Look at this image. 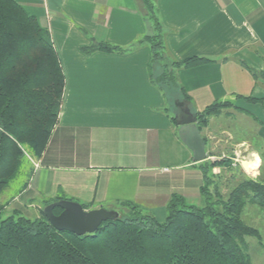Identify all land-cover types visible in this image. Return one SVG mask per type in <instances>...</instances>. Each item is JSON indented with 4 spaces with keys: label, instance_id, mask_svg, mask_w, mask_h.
Masks as SVG:
<instances>
[{
    "label": "crops",
    "instance_id": "1",
    "mask_svg": "<svg viewBox=\"0 0 264 264\" xmlns=\"http://www.w3.org/2000/svg\"><path fill=\"white\" fill-rule=\"evenodd\" d=\"M16 1L48 30L64 87L47 145L3 203L5 214L38 216L41 201L58 197L87 209L134 201L160 219L173 193L201 205L199 162L170 118L183 104L195 112L227 102L200 130L206 160L235 161L239 148L264 181V0H155L168 57L213 60L176 70L189 101L173 109L148 77L151 52L140 40L153 27L139 0ZM93 42L125 50L81 51Z\"/></svg>",
    "mask_w": 264,
    "mask_h": 264
},
{
    "label": "trees",
    "instance_id": "2",
    "mask_svg": "<svg viewBox=\"0 0 264 264\" xmlns=\"http://www.w3.org/2000/svg\"><path fill=\"white\" fill-rule=\"evenodd\" d=\"M139 1L153 27V33L140 40L151 52L148 77L173 109L189 101L176 70L213 60L196 55L180 61L169 58L155 0ZM124 50L107 42L81 47L86 54ZM63 87L48 30L16 0H0V194L24 158L42 155L57 121ZM226 106L213 102L195 111L198 129ZM170 118L176 124L172 114ZM217 166L232 173L224 186L222 174L213 172ZM197 167L202 173L201 205L173 193L159 220L134 201H116L109 209L116 210L118 218L81 236L56 230L42 208L34 217L17 210L3 216L0 203V264H251L247 237L259 239L260 234L244 221L243 213L247 205L264 208V181L244 175L229 158L205 159ZM60 211L54 208L55 214Z\"/></svg>",
    "mask_w": 264,
    "mask_h": 264
},
{
    "label": "water",
    "instance_id": "3",
    "mask_svg": "<svg viewBox=\"0 0 264 264\" xmlns=\"http://www.w3.org/2000/svg\"><path fill=\"white\" fill-rule=\"evenodd\" d=\"M175 108L173 118L179 127V138L192 151L193 161L201 162L207 159L205 140L197 127L194 112L188 109L187 104ZM56 207L61 209L58 214L54 213ZM42 213L56 230L80 236L95 232L102 222L115 220L119 216L114 209L105 207L85 209L81 203L65 198L46 204L42 208Z\"/></svg>",
    "mask_w": 264,
    "mask_h": 264
},
{
    "label": "rangeland",
    "instance_id": "4",
    "mask_svg": "<svg viewBox=\"0 0 264 264\" xmlns=\"http://www.w3.org/2000/svg\"><path fill=\"white\" fill-rule=\"evenodd\" d=\"M170 104H171V102L167 105L169 109H171ZM262 155H263V159H262L263 160V166H262L261 171L264 172V150L262 151ZM244 157H245V152L241 151L238 148V150L235 152V161L236 162L232 161V162H234L232 165L235 166V163H236V166H238V168L243 172L244 175L251 177V178H256V177H252L255 174L254 173L255 170H249L246 167L245 163H247V161L245 160ZM32 159H34V158H31L28 155V160L31 161ZM219 159H222V158H219ZM219 159H216V160H219ZM28 160L25 158L23 159L21 169L18 171L15 178L9 183V186L6 187L4 189V191L0 194V203L1 204L5 203L7 198L10 197L14 193V189L16 188L20 178L23 176L22 173L24 172V169L26 168V170H27L29 167V161ZM213 172L214 173L220 172V175L222 174V177H221L222 179L220 178L222 183H223L222 186H224V183L226 181L231 180L232 173L227 172L222 167L217 166V167L213 168ZM29 175L30 174H28L27 177H29ZM222 190H224L223 187H222ZM40 206H41V208H43L45 206L43 204V201L40 202ZM28 210H29V208H28ZM21 213L25 216H28V217H34L32 214H29V213H27V214L24 212H21ZM6 215L7 214H5V212H3V216H6ZM157 219H160L159 216H157ZM243 219L246 223H248L249 225L256 228L260 234L259 239L253 238V237H247V242L249 244L248 252H249V255L251 258V264H264V208H260L258 206H254V205H247L245 207V210L243 213ZM160 220H162V219H160ZM258 240L261 242V244L258 242Z\"/></svg>",
    "mask_w": 264,
    "mask_h": 264
},
{
    "label": "bare ground",
    "instance_id": "5",
    "mask_svg": "<svg viewBox=\"0 0 264 264\" xmlns=\"http://www.w3.org/2000/svg\"><path fill=\"white\" fill-rule=\"evenodd\" d=\"M246 165L250 167L251 164L250 163H246Z\"/></svg>",
    "mask_w": 264,
    "mask_h": 264
}]
</instances>
